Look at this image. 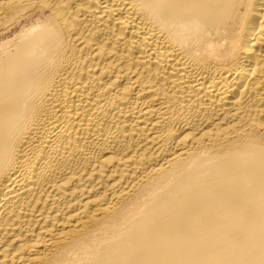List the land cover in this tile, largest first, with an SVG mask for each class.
I'll return each instance as SVG.
<instances>
[{"label": "bare ground", "instance_id": "bare-ground-1", "mask_svg": "<svg viewBox=\"0 0 264 264\" xmlns=\"http://www.w3.org/2000/svg\"><path fill=\"white\" fill-rule=\"evenodd\" d=\"M0 264H264V0H0Z\"/></svg>", "mask_w": 264, "mask_h": 264}]
</instances>
